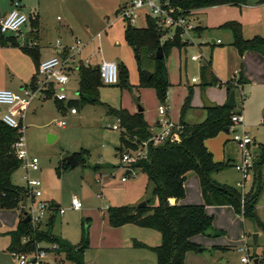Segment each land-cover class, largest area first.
Returning a JSON list of instances; mask_svg holds the SVG:
<instances>
[{
    "label": "rangeland",
    "instance_id": "obj_1",
    "mask_svg": "<svg viewBox=\"0 0 264 264\" xmlns=\"http://www.w3.org/2000/svg\"><path fill=\"white\" fill-rule=\"evenodd\" d=\"M14 1L0 0V8L10 9ZM16 1L26 14L39 13L40 36L43 39L56 40L62 37V31L68 25L72 29V36L87 42L97 31L105 28L100 40V50L96 51V41H89L85 49V52L93 53L92 63L100 58H112L119 63L117 83L102 85L99 88L100 100L114 106L121 105L131 111L136 108L133 100L136 97L144 109L143 117L150 132L159 130L154 120L160 118V104L167 107L164 117L175 125H179L181 121L202 122L208 113L203 96L218 106L222 105L225 102V82L232 79L231 84L235 86L234 81L242 76L247 82L239 84L235 89L236 102L233 109L242 114V125L253 139L249 148L253 151L254 163L259 159L260 149L264 146V66L260 68L256 64L251 57L252 51L249 50L251 53L246 54L237 51L232 43V32L224 24L232 21L240 23L245 38L255 35L264 37V0H246L242 8L230 4L209 6L198 13L205 31L201 36L193 31L184 35L190 38L181 49L182 66L180 71L174 70L171 63L168 66L172 78L163 102L159 101L153 87L139 85L140 71L133 50L123 34L127 19L118 11L122 0H119V6L118 0ZM145 11L138 10L135 21L131 24L136 27L144 26ZM28 22L23 26L24 29H27ZM211 38L215 41L219 38L221 43L212 44ZM21 51L20 46H0V88L22 91L25 86H30V58ZM175 57L174 53L171 59ZM144 64L147 69L153 67L152 63ZM75 66V63L67 65L69 80L62 86L66 94L63 101L65 109H56L53 96L42 99L37 94L33 97L25 112L23 136L28 157H36L38 162L34 168H25L20 162L10 180L14 185L24 186L27 177L38 179L43 197H52L64 208V213H56L51 223L54 234L72 245H79L86 232L84 264H156L152 250L135 247L133 242H142L147 246L158 245L161 241L158 231L137 225L114 227L108 223V206L137 205L150 198V185L146 175L138 168H134V175L124 174L120 154L124 150H132L124 144L118 149L121 126L117 117L107 113L101 104L79 103V78ZM122 66L126 70L124 77L121 76ZM193 76L197 78L195 83L190 82ZM212 78H216L217 83L212 82ZM59 87H54L55 93ZM186 100L188 106L184 108ZM72 101L78 102L75 106L76 114L69 112V102ZM0 109L1 115L5 106H0ZM59 120L64 121L63 126L58 124ZM116 123L118 130L110 127ZM49 134L55 138L48 140ZM204 144L215 161L224 163L222 169L212 174V178L218 183L234 186L242 197L246 195L255 175L254 168L246 177L244 187L239 185L242 175L235 169V165L241 163V150L232 140L231 133L219 130L214 136L207 138ZM74 152H79L83 160L74 168L67 169L63 157ZM124 175L126 180L122 181L120 177ZM260 175L262 186L257 199V214L264 222V163L260 168ZM183 188L184 204L202 205L204 212L212 217L208 233H197L193 237L198 246L205 250L200 253L191 250L185 254L184 264H222L220 259H227L225 264H242L240 257L244 253H248L252 259L258 249L261 251L260 255H264V235L256 244L253 243L254 228H260L251 219L242 218L229 205L203 204L197 173L188 174ZM72 196L80 200L79 209L69 206ZM0 209L15 210L17 215L20 212L18 208ZM17 224L18 221L15 222V228ZM41 244L45 245L44 242ZM213 245L221 247L213 248ZM58 256L53 264H70L64 259L63 252ZM10 258L13 264L12 257ZM0 264H4L2 258Z\"/></svg>",
    "mask_w": 264,
    "mask_h": 264
},
{
    "label": "trees",
    "instance_id": "obj_2",
    "mask_svg": "<svg viewBox=\"0 0 264 264\" xmlns=\"http://www.w3.org/2000/svg\"><path fill=\"white\" fill-rule=\"evenodd\" d=\"M170 5L179 14H192L195 10L216 6V5H237L239 7L246 3V0H169ZM32 27H37V20L29 16ZM231 30L233 45L242 54L245 50H253L264 56V38L255 35L245 38L241 32L240 23L232 21L224 24ZM204 28L196 26L194 32L199 35ZM168 29H160L154 20L146 16L144 26L136 27L127 22L124 27V38L131 46L135 60L140 71L139 85L153 87L159 101H165L168 87L170 85L166 60L172 48H181V30L174 29L171 37L161 39L163 34L168 33ZM10 43L20 46L28 53L33 61L37 63L36 45H21L13 39L0 33V44ZM158 47L163 51V57L157 59L155 52ZM144 62L153 67L150 69V77L143 73ZM119 65V64H117ZM145 68V67H144ZM147 69V68H146ZM79 103L101 104L107 113L119 118L120 146L135 148L139 142L150 136L149 125L143 117V113H130L122 107H112L106 102H102L99 96V88L103 85L99 78L97 66H86L80 64L78 67ZM125 68L121 67V76H125ZM33 80L31 81V85ZM212 82L217 83L216 78ZM232 79L225 82L229 92L231 88L245 83L240 76L233 86ZM59 110L64 109L61 105L63 101L54 99ZM77 101L69 102L70 107L77 106ZM188 106V101L184 102V108ZM76 108V107H75ZM235 111L233 106L225 103L213 108H208L207 117L199 123L180 122L179 141H165L155 146H148L147 158L141 159L132 164L146 175L147 183L150 185V198H146V205L137 207L136 205L108 206L107 218L111 226L117 227L127 223H133L140 227L155 229L160 233L161 241L158 245L147 246L138 241L133 242L135 247H146L152 250L156 257V264H184V257L188 251L197 250L199 247L191 238L197 234H207L211 227L212 217L204 212L202 205H186L179 203L184 196L183 184L188 174L195 172L199 176L200 190L205 205H230L242 218L251 219L255 225L264 231V223L260 221L255 212V204L261 189L260 168L264 163V146L260 149L259 159L254 163V179L248 193L243 197L240 191L234 186L221 184L212 178V174L222 169L224 163L215 161L212 153L205 147L204 141L214 136L219 130L228 131L231 123V115ZM15 129L6 126L0 120V207L18 208V203L27 197L26 186L12 184L10 176L19 166L20 160L13 153L12 144L16 139ZM79 163L83 158L79 152L73 153ZM67 169L68 165L65 163ZM154 200L156 202L154 203ZM56 206L57 203L54 202ZM53 222V221H52ZM48 222L45 228H31L28 222L23 221L22 213L19 214L17 227L7 231L9 236V250L30 251L37 243L52 242L58 245V252H63L64 259L70 264H84L83 251L87 246L86 232L83 234L79 245H72L51 230V223ZM26 236L27 240L22 241ZM220 248L221 246H214ZM264 252V247H263ZM258 264H262V259L258 254Z\"/></svg>",
    "mask_w": 264,
    "mask_h": 264
},
{
    "label": "built area",
    "instance_id": "obj_3",
    "mask_svg": "<svg viewBox=\"0 0 264 264\" xmlns=\"http://www.w3.org/2000/svg\"><path fill=\"white\" fill-rule=\"evenodd\" d=\"M145 9L143 16H149L154 20V23L162 30L168 29L169 32L163 34L161 39L171 37L174 29H180V36L182 40H189L190 37H184L189 31L194 32L196 27L192 14H179L170 5L169 0H125L118 8L119 14L130 21H135L136 12ZM117 11V12H118ZM29 21V15L20 9L18 1H14L12 7L7 13L0 16V33H16L20 27ZM97 36L100 35L98 32ZM185 38V39H184ZM216 42H220L219 39ZM80 40H76V46H79ZM66 59L60 56H52L40 60L37 65L36 80L33 85L25 86L22 91H12L6 88H0V106H5V109L0 115V120L6 126L15 129L17 137L13 141L12 148L15 156L22 162L25 168H34L38 162L36 157L29 158L26 143L24 140V123L23 119L25 112L33 97L37 94L46 96L51 92V87L54 85L60 86V89L55 93L52 90L51 96L56 100L64 101L66 94L63 92V87L69 80L67 73ZM98 72L101 83L104 85L116 84L118 80V65L115 61L103 60L98 64ZM39 76V77H38ZM191 82H196V77H191ZM235 82V81H234ZM236 85V82H235ZM238 86V85H237ZM70 113H75L76 108L70 107ZM159 130L157 132H150V136L137 144L132 151L124 150L120 154V161L125 168L124 174H135L132 164L141 159L147 158L148 146H155L165 141H179L180 124L175 125L167 120L165 116V106L160 104L158 106ZM119 121V118H117ZM243 123V116L241 113H233L231 115V123L228 126V132L231 133L232 140L236 142L238 148L241 150V163L235 165V169L242 175V181L239 185L244 187L246 177L252 172L254 164L253 151L249 148L252 144V137L245 131ZM58 124L63 126L64 121L59 120ZM114 130H118V124L110 126ZM128 171V173H126ZM121 176L122 181L126 177ZM25 186L28 189L27 197L18 203V208L23 207L25 214L29 216L28 223L31 228H42L43 225L49 222L51 214H63L64 208L60 205L56 206L54 202L44 199L40 188L41 182L35 178H26ZM73 209H79L81 202L76 196H72L70 205ZM22 213V212H21ZM24 217V214L22 213ZM245 238V237H244ZM24 236L22 241H26ZM37 243L35 248L30 251L10 250V255L13 264H53L60 252L57 251L58 245L52 242H44L45 245ZM51 259V261H50ZM242 264H253L252 259L248 253H244L240 257Z\"/></svg>",
    "mask_w": 264,
    "mask_h": 264
},
{
    "label": "crops",
    "instance_id": "obj_4",
    "mask_svg": "<svg viewBox=\"0 0 264 264\" xmlns=\"http://www.w3.org/2000/svg\"><path fill=\"white\" fill-rule=\"evenodd\" d=\"M124 1L125 0H122L121 2L123 3ZM117 5L118 6L120 5L119 0H118ZM10 8H11V5H10ZM241 8H242V6H241ZM202 9L203 8L197 9V10H195L192 13V16L194 18V24H195V26H200V27L204 28L203 31L199 35H197V36H201V34L205 31V27L200 23L199 17H198V13ZM8 10L9 9H3L2 10L0 8V16L4 15L5 13H7ZM29 16L31 18H33V19L35 18L37 20V27L36 28H33L32 27V24H31V21H29L28 22L27 29H24L23 28V26L26 24L25 23V24H23L20 27V29H19L18 32H16V33H7V34H5V36L6 37H9V36L13 37V39H15V41L18 42V44H21V45H24V44H27V45L34 44V45H36V47H37L36 48L37 63H39L40 60H43V59H46V58H49V57H52V56H60L61 58L66 59V62H67L66 65H70V64L75 63L76 64L75 67L78 70V67H79L80 64H84L86 66H98V64L101 61H103V60L115 61L112 58H110V59L100 58V59H97L95 62L92 63L91 62V59H92L93 53L85 52L86 46H87V44H88L89 41L90 42H95L96 41L97 42V45H96L97 46V50L96 51H99L100 50V40L102 38L103 33L105 32V28L102 29V30H100V31H97L94 35H92L89 38V40H87V42H84L83 40H81L77 36H72V29H70V27L68 25H66V27L62 31V37H58L56 40H50V39H45V38L43 39L40 36V16H39V13L38 12H35V13L33 12V14L29 13ZM144 17H146V16H144ZM98 32L100 33L99 36L96 35ZM123 34H124V32H123ZM76 40H80L81 41V43L79 44V46H76ZM210 41H211L212 44H220L221 43V41L217 43L214 38H211ZM0 46H2V47H4V46H6V47L11 46V47H15V48L17 47L15 45H11L10 43H6V44H3V45L0 44ZM181 49H182V47L181 48H176V47L172 48L171 49V52L169 54V57L166 60V67H167V71H168L169 81L172 78L171 77L170 69L168 67L170 65V63L172 64L174 70L177 69L178 71H180V69H181V66H182V60H181V55H180L181 54ZM96 51H95V53H96ZM248 51L249 50H245L244 51L245 53L244 52L243 53L246 54V52H248ZM250 51H252V53H253V54H251V57L256 61V64H259L260 68H262V66H264V60H262V59H264V56L261 55L260 53L256 52V51H253V50H250ZM21 52L24 53V54H26V55H28V57L30 58V65H31V67H30V79H29V81H30V85H31V81L33 80L32 83H34L35 80H36V73H37V65L38 64H36L35 61H33V58L28 53H26L24 51H21ZM174 53H175L176 57L171 59V57H173ZM248 53H251V52H248ZM43 54H45V56H43ZM117 64H119V63L117 62ZM246 82L247 81L245 80V83ZM192 83H195V82H192ZM170 84H171V81H170ZM55 86L56 85H54V86L51 87V92H52V90L55 89L54 88ZM236 88L237 87H234V90ZM58 89H60V87ZM51 92L47 93V95L44 96V97L41 96V95L40 96L42 97V99L49 98V97L51 98V94H52ZM227 97H228V91L226 89L225 101H226ZM235 102H236V100H235ZM54 104L56 106V109L59 110L55 102H54ZM61 105H62V107L64 109L66 108L64 106V103L63 102L61 103ZM109 105L112 106V107H116V108L117 107H121V105L120 106H114V105H111V104H109ZM143 111H144V109H143ZM166 111H167V107L165 106V113H166ZM129 112L130 113L137 112V108L132 109ZM76 113H77V110H76L75 113H71V114H76ZM157 120L158 119H155L154 120V124L155 125L158 124V123H156ZM23 122H24V119H23ZM96 166H99V165H96ZM260 177H261V175H260ZM253 179H254V177H253ZM253 179L249 183V188L248 189H250V186L252 185ZM261 184H262V181H261ZM201 197H202V195H201ZM44 199L50 200V201L55 202V203H57L59 205V203L57 201H55L52 197H50V198H44ZM202 201H203V199H202ZM179 203L184 204L183 198L179 200ZM19 211H20V209H19ZM20 212H18V215H17V212L15 210L0 209V258H2L4 260V264H11V258H10L11 255H10V252H9L10 250L8 249L9 236L6 234V232L15 229V222L16 221H19V214H20ZM255 212H256V215L258 216V214H257V201H256V204H255ZM16 215L18 216V220H17V216ZM54 219H55V214H54V217H53V221H54ZM260 221L262 223H264L262 220H260ZM253 224H255V223L253 222ZM129 225H135V224H133V223H127V224L122 225V227H130ZM254 231L257 234V240H256V243H257L258 240L260 239V237H262L264 235V231H262L260 229H257L256 227L254 228ZM193 237L191 239L194 241ZM262 242H263L262 245L264 246V238H263V241ZM214 246H221V245H213V248H215ZM256 247L258 249V246H256ZM208 249L209 248H207V250ZM189 252L190 251H188L186 253V255ZM260 252H261L260 249H258V251L255 252V253L258 254V256H260L261 259L264 262V255L261 256L260 255ZM220 260H221V263L222 264H225L228 261L227 259H220Z\"/></svg>",
    "mask_w": 264,
    "mask_h": 264
},
{
    "label": "water",
    "instance_id": "obj_5",
    "mask_svg": "<svg viewBox=\"0 0 264 264\" xmlns=\"http://www.w3.org/2000/svg\"><path fill=\"white\" fill-rule=\"evenodd\" d=\"M182 43H184V40H182ZM155 57L157 59H161L163 57V51H162L161 47L157 48V50L155 52ZM142 70H143V73L145 74L146 77H150L151 71L149 69L144 68ZM133 100H134V103L136 104L137 112L143 111V107L138 103V99L136 97H133ZM203 103H204V107H206V108H213L216 105L214 102L210 101L205 96H203ZM225 104L227 106H230V107L234 106V104H235V90H234V88H231L229 90L228 97H227V99L225 101ZM156 123H158V120H157ZM53 138H55L54 135H51V134L48 135V140H52ZM63 160L68 165L69 169H72V168H74L75 166H77L79 164V161L76 159V157L74 156L73 153L64 156ZM126 173H128V171H126ZM145 205H146L145 200H142L136 206L137 207H142V206H145ZM20 211L24 214L23 221L24 222H28L29 216L27 214H25V211L23 210V207L20 208ZM53 217H54V214H51L50 217H49V221L50 222L53 221ZM252 237H253V243L256 244L257 234L254 233ZM203 250H205V248H201V247L197 248V252H199V253L202 252ZM252 262H253V264H258V257L252 258Z\"/></svg>",
    "mask_w": 264,
    "mask_h": 264
}]
</instances>
